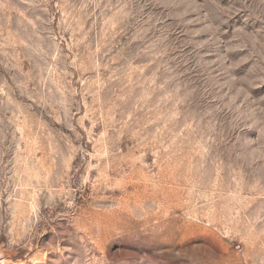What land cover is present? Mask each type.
Returning a JSON list of instances; mask_svg holds the SVG:
<instances>
[{
  "label": "rangeland",
  "instance_id": "rangeland-1",
  "mask_svg": "<svg viewBox=\"0 0 264 264\" xmlns=\"http://www.w3.org/2000/svg\"><path fill=\"white\" fill-rule=\"evenodd\" d=\"M0 264H264V0H0Z\"/></svg>",
  "mask_w": 264,
  "mask_h": 264
}]
</instances>
